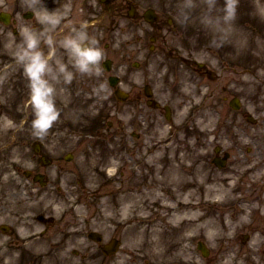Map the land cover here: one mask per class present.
Returning a JSON list of instances; mask_svg holds the SVG:
<instances>
[{"label": "rangeland", "instance_id": "1", "mask_svg": "<svg viewBox=\"0 0 264 264\" xmlns=\"http://www.w3.org/2000/svg\"><path fill=\"white\" fill-rule=\"evenodd\" d=\"M3 3L6 5L7 1L0 0V8L4 7ZM14 3L16 2L8 0L6 5L13 12ZM240 5L234 17L245 19L247 33L242 46L245 50L244 57L259 56L261 66L258 68L259 79L257 77L253 79L245 73L247 67L244 63L240 64L238 71L243 79V82L241 81L243 92L240 94L241 107L238 112L197 114L198 129L195 140L186 141L184 134L172 132L170 145L166 143L165 148H162L164 145L159 143L160 139L157 142L156 138L161 134H167L168 125H164L165 122L158 119L160 124L153 126L150 118L155 119V114L150 116L151 113L150 115L134 113L131 108L133 103L116 102L108 87L104 85L103 89L97 86L95 77L84 85L78 84L81 86L80 90L77 87L64 93L58 92L60 84L53 81L57 87L56 102L60 116L45 135L37 136L31 127L33 113L30 108L25 111V108L19 104L26 98L23 94L24 89L19 88L20 84L17 80L2 76L0 102H4L6 111L11 112V119L21 115L18 120L20 124L15 128L22 147L18 158L13 157L10 160L14 161L7 160L2 163L5 166L3 171L20 173L24 169H30L32 141L40 140L45 154L54 159V163L45 169V172L50 173L51 183L61 188L84 185L89 191L86 193L88 201L93 200V195H98L100 197L98 201L112 213L115 232L122 236L126 245L137 247L138 256L140 257L142 253L145 256L142 260L147 261L148 264H161L162 257L157 255V250L151 245L153 236L151 229L155 226L167 230L163 216L169 212L162 213L159 205L152 207L146 199L143 208H146L147 218L140 217L143 220L134 219L126 222L127 226H117L121 218L124 222L123 214L119 210L121 200H118L121 191L124 193L126 189H134L131 186V174L128 187L127 184L119 187L124 181L123 176L125 173L139 172L140 185L143 187L149 178V173H154L153 167L149 165L152 163L160 166L162 170L160 173H185L193 180L197 178L198 173H204L207 177V186L220 184L229 186L225 193L207 191L205 188H198L197 191L195 189V194L189 201L195 210H199L200 213L196 212L198 219H211L229 224L227 233L233 235L232 240L236 237L241 238L245 233L249 235L246 242L237 243L243 250L241 257L233 259L234 263L264 264V0H241ZM26 25L40 31L47 30V26L41 23L40 15L35 22ZM21 28L19 37H14L0 24V68L3 63L14 60L16 45L23 38L24 27ZM234 41L237 42L236 39ZM41 46L45 50V43H41ZM58 58H63L60 53H56L53 63H56ZM128 75L126 77L131 80H141L142 69L129 71ZM178 106L179 103L176 102L175 108ZM194 112L191 110L189 114L192 115ZM247 114L255 119V124L251 125L245 120ZM5 116H7L5 113L0 112L1 121L8 120ZM183 116V111H176L173 119L178 122ZM108 122L112 123L111 127H106ZM131 129L140 137L136 139L131 137ZM149 139L151 143L148 142ZM215 145L230 154L226 167L220 170L214 168L210 162ZM68 153L72 158L66 162L64 157ZM140 155H145L146 164L138 162L142 160ZM155 162H158V165ZM7 165L9 167H6ZM136 166L138 172L135 170ZM111 175L115 176L111 178ZM105 180L109 183L106 184ZM111 181L115 183L110 184ZM24 184H26L25 188H23ZM232 186L234 187L230 188ZM55 187L40 190L28 186L24 179L17 176L0 186V205L5 206L6 217L32 218L37 213L48 215V210L42 208V202L50 201L61 205L65 198L63 193H56ZM97 187L100 188L96 189ZM168 194L173 205L181 208V204L185 201L184 197H174L171 192ZM227 207L233 211V217L231 216L233 219L229 216L231 212ZM221 212L224 214L221 215ZM86 213V209L80 210V214L85 216ZM136 214L140 213L136 212ZM240 221L247 225L237 231L234 225ZM258 221L263 224V228L257 231L250 230L248 226ZM134 234H143V239H139V235L135 238ZM129 235L131 237L127 238ZM194 240L195 242L203 240L206 246L210 247L211 253L205 258L196 251L195 242L191 244L186 242V247L189 248L188 264H221L228 256L220 255L218 250L228 248L230 254L237 249H230L231 245H234L231 242H218L219 247L216 248L213 245L215 239H208L204 235L197 236ZM262 240L263 242L258 244ZM255 247H259L260 251H254V254L249 256V248L255 249ZM142 260L139 259L137 264L142 263Z\"/></svg>", "mask_w": 264, "mask_h": 264}, {"label": "flooded vegetation", "instance_id": "2", "mask_svg": "<svg viewBox=\"0 0 264 264\" xmlns=\"http://www.w3.org/2000/svg\"><path fill=\"white\" fill-rule=\"evenodd\" d=\"M45 1L49 10L68 11L70 19L78 20V25L72 29L87 21L90 35L97 40L101 16L106 9L105 13L110 16L104 15L103 35L113 44H116L118 20L124 18L120 28L124 39L120 46L129 55H141L146 70L144 84L153 85L159 97L179 96L184 88L183 76L187 79L185 86H196V94L205 91L208 98L222 96L230 88L226 78L213 75L212 68L213 61L218 66L228 63L227 46L219 32H212L204 25L206 14L196 10L192 0H108L105 4L99 0ZM110 49L105 45V52ZM194 60L202 62V67ZM101 210L96 209L90 219L64 216L58 223H54L53 218L48 219L45 231L49 233L37 236L34 225L5 222L1 208L0 264H116L117 256L125 252L104 253L103 249L108 248L116 236L108 232L106 226L110 223L101 219ZM90 222L96 225L94 229L99 234L78 232ZM37 237L46 239L37 241Z\"/></svg>", "mask_w": 264, "mask_h": 264}, {"label": "clouds", "instance_id": "3", "mask_svg": "<svg viewBox=\"0 0 264 264\" xmlns=\"http://www.w3.org/2000/svg\"><path fill=\"white\" fill-rule=\"evenodd\" d=\"M226 19H231L236 13V0H228L225 5ZM68 11L56 12L44 8L40 13L41 23L47 26L46 31L37 30L25 25L23 38L16 45L14 55L22 66L28 81L29 99L33 111L31 127L37 136H43L60 116L57 106V87L53 81L63 79L70 82L75 72L69 68L62 58L53 63L57 52L56 39L52 30L62 23ZM88 22L84 21L72 32L66 34L60 41L63 49L72 57V63L80 73L99 71L104 57V49L99 46V41L90 35ZM46 40L49 50L46 53L41 47Z\"/></svg>", "mask_w": 264, "mask_h": 264}, {"label": "bare ground", "instance_id": "4", "mask_svg": "<svg viewBox=\"0 0 264 264\" xmlns=\"http://www.w3.org/2000/svg\"><path fill=\"white\" fill-rule=\"evenodd\" d=\"M257 68L256 63L249 62V73H251L250 70L253 73H257ZM136 169H138V166ZM153 171L154 173H149V178L143 187L140 185V174L133 173L131 186L134 189H126L120 196V200L123 201L121 202V212L124 220L130 222V220L134 219L143 220L147 218L145 215L147 212L145 211L146 208H143V203L146 199L149 200L150 205H159L162 213L168 211L169 213L163 216L168 228L163 230L153 226L151 229L153 235L151 237V245L157 250V255L162 257L161 260H163L164 264H188L187 241H192L196 236L200 235H204L208 239L227 236L224 232V227L214 220L203 221L201 218L198 219L196 212H199V210H195L193 204L189 201L190 197L195 193V187L206 185L207 177L204 173H198L197 178L193 180L185 173H156L157 169H153ZM228 186V184H220L218 186H209L206 190L225 193L228 191ZM169 192L174 197H184L185 201L181 204V208L173 205ZM136 212L140 214H136ZM242 226L245 225L242 224ZM227 228L228 226L226 225L225 229ZM138 235L139 239H143V234ZM138 235L134 234L133 236L138 238ZM229 257L233 259L232 256ZM221 264L234 263L229 259H225Z\"/></svg>", "mask_w": 264, "mask_h": 264}]
</instances>
